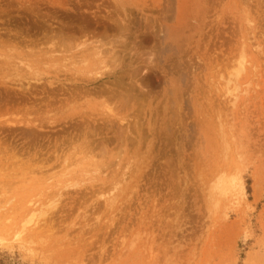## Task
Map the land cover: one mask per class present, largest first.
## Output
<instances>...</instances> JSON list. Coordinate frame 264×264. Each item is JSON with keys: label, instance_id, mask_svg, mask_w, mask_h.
Wrapping results in <instances>:
<instances>
[{"label": "rangeland", "instance_id": "rangeland-1", "mask_svg": "<svg viewBox=\"0 0 264 264\" xmlns=\"http://www.w3.org/2000/svg\"><path fill=\"white\" fill-rule=\"evenodd\" d=\"M0 264H264V0H0Z\"/></svg>", "mask_w": 264, "mask_h": 264}, {"label": "bare ground", "instance_id": "bare-ground-1", "mask_svg": "<svg viewBox=\"0 0 264 264\" xmlns=\"http://www.w3.org/2000/svg\"><path fill=\"white\" fill-rule=\"evenodd\" d=\"M110 46H111V45H110ZM112 47H113V46H111V47L109 48V51H108V52H110V50H112ZM96 49H97V48H96ZM100 49H101V48H100ZM87 50H88V51H87ZM97 50H98V49H97ZM97 50H95V51H97ZM86 51H87L88 53L85 52V49H83V50H79L78 53H77L78 57H79V58H82V59H85L84 57H86L87 55H89V49L87 48ZM95 51H94V52H93V51H92V52L90 51V55H91V53H95V54H92V55H95V56L97 57V56H99V54L102 52V50H101L100 53L96 55V53H98V52H95ZM98 51H99V50H98ZM101 54H102V53H101ZM105 54H108V53H105ZM111 54H112V53H111ZM90 55L88 56L89 58H91ZM92 55H91V56H92ZM103 55H104V54H102V56H103ZM109 55H110V53H109ZM109 55H108V56H109ZM102 56L100 55L99 57H102ZM110 56H111V55H110ZM112 56H114V55L112 54ZM74 58H75V57H74ZM76 58H77V57H76ZM86 58H87V57H86ZM92 58H95V57H92ZM103 58H105V57H103ZM106 58H107V55H106ZM114 58H115V56H114ZM68 59H69V58H68ZM87 59H88V58H87ZM96 59H97V58H96ZM100 59H101V58L98 59V62H99ZM70 60H71V59H70ZM102 61H103V60H102ZM100 62H101V60H100ZM86 79H87V78H86ZM93 79L95 80L96 78H93ZM93 79H92V80H93ZM89 80H91V78H90ZM96 80H97V79H96ZM86 81H88V79H87ZM86 81H85V82H86ZM88 82H89V81H88ZM102 90H103V89H102ZM110 91H111V90H110ZM98 92H99V91H98ZM232 102H233V101H232ZM110 110H111V109H110ZM110 110L108 109L109 112H111ZM59 116H60V115H59ZM56 120H57V119H56ZM223 174H224V173H223ZM224 178H225V177H224ZM222 180H223V179H222ZM223 181H224V180H223ZM223 181H222V183H221L220 185L218 184V185H219V191H220L221 193H224V192L226 191V189L228 188V187L226 186V184H225V183H226V182H225L226 180H225L224 182H223ZM229 182H230V180H229ZM218 185H217V186H218ZM228 185H229V183H228ZM239 185H240V184H239ZM22 230H23V229H22Z\"/></svg>", "mask_w": 264, "mask_h": 264}]
</instances>
